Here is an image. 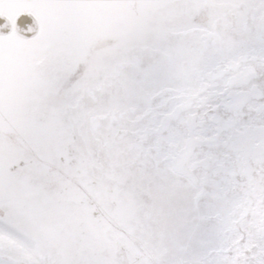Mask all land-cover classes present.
Returning a JSON list of instances; mask_svg holds the SVG:
<instances>
[{"label":"snow or ice","instance_id":"1","mask_svg":"<svg viewBox=\"0 0 264 264\" xmlns=\"http://www.w3.org/2000/svg\"><path fill=\"white\" fill-rule=\"evenodd\" d=\"M0 18V264H264V0Z\"/></svg>","mask_w":264,"mask_h":264},{"label":"bare ground","instance_id":"2","mask_svg":"<svg viewBox=\"0 0 264 264\" xmlns=\"http://www.w3.org/2000/svg\"><path fill=\"white\" fill-rule=\"evenodd\" d=\"M4 23L3 18H0V24ZM5 32L7 31V29L4 30Z\"/></svg>","mask_w":264,"mask_h":264}]
</instances>
